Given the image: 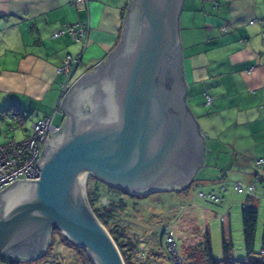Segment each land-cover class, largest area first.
<instances>
[{
	"label": "water",
	"instance_id": "1",
	"mask_svg": "<svg viewBox=\"0 0 264 264\" xmlns=\"http://www.w3.org/2000/svg\"><path fill=\"white\" fill-rule=\"evenodd\" d=\"M183 1L129 0L116 46L63 92V119L45 139L39 178L0 191V256L37 260L56 228L93 264H125L90 208L88 175L130 195L193 182L205 138L185 100Z\"/></svg>",
	"mask_w": 264,
	"mask_h": 264
},
{
	"label": "crops",
	"instance_id": "2",
	"mask_svg": "<svg viewBox=\"0 0 264 264\" xmlns=\"http://www.w3.org/2000/svg\"><path fill=\"white\" fill-rule=\"evenodd\" d=\"M128 4L0 0V114L15 105L28 117L34 114L33 122L53 116L54 123L59 116L61 124L59 104L67 76L57 69L67 55L78 57L71 83L103 61L120 40ZM263 21L264 0L183 1L179 35L185 100L205 138L195 175L200 186L256 179L260 186L264 181ZM74 23L89 26L84 49L67 34L52 37L55 30ZM206 95L212 98L209 105ZM252 199L264 208L261 190Z\"/></svg>",
	"mask_w": 264,
	"mask_h": 264
},
{
	"label": "rangeland",
	"instance_id": "3",
	"mask_svg": "<svg viewBox=\"0 0 264 264\" xmlns=\"http://www.w3.org/2000/svg\"><path fill=\"white\" fill-rule=\"evenodd\" d=\"M34 119H36V116L32 114L22 127L14 125L11 130H9V126L7 125V123L10 125L9 122L0 121V143L5 142L11 137L22 139L25 131L30 130ZM54 123L60 124L59 116L55 117ZM196 178H199V176L195 177L193 182H191L185 190L174 189L158 191L143 197L140 195L141 198L139 199L129 198L127 195H123L122 198L123 201L126 202V210L110 220L108 228L114 231L124 228L126 233L123 234V236L125 238L136 237L139 239L137 240L139 241L137 252H139L140 247L145 243V252H147L148 248H153L151 255L154 264H167V262L164 261L165 258H163L164 254H168L166 252L167 247L164 239H160V231L163 229H172L175 239L174 249L178 258L181 259L185 248L184 241L189 238V234L184 230L186 225H182L184 220L187 219L188 223H193L200 231H204L205 228L208 229L213 258L219 261L222 259L220 217L224 213H227L230 221L233 245L230 253L231 257L235 261L243 259L245 250L241 227V208L242 201L247 204L246 199L244 200L245 195L231 192V189L228 188L224 195V202L221 205L213 204L209 200L200 197L199 193H206L215 189L216 186L214 187V185L211 184L200 186L196 182ZM229 185L231 186V183ZM85 186L86 193L87 190L90 191L97 188L100 198L102 199H99V201L101 200L103 203L105 199L110 198L108 186L94 177L88 175ZM262 203H264V200ZM255 205L258 212V221L254 249L256 253H259L262 248L261 239L264 225V208H260V204L256 203ZM183 218L185 219L183 220ZM106 230L108 231L107 228ZM51 240L52 244L48 254L32 262H28L27 264H83V257L76 252L74 248L64 244L58 233H54ZM160 240L162 244H160ZM169 262L170 264H175L173 259ZM0 264L6 263L0 262ZM22 264L26 263L22 262Z\"/></svg>",
	"mask_w": 264,
	"mask_h": 264
},
{
	"label": "trees",
	"instance_id": "4",
	"mask_svg": "<svg viewBox=\"0 0 264 264\" xmlns=\"http://www.w3.org/2000/svg\"><path fill=\"white\" fill-rule=\"evenodd\" d=\"M28 115L26 116L21 110L17 108L15 105H11L7 107L3 112L0 114V120L9 122L10 125L7 123L9 128L11 126H18L22 127L25 121L27 120ZM10 121H9V120ZM31 132V128H30ZM30 134V133H29ZM27 134L26 136H28ZM4 143V142H3ZM189 186V185H188ZM188 186H186L188 188ZM183 188L181 190L186 189ZM110 198L105 199L104 203L101 201L100 194L97 188L94 190H87V199L92 209L93 213L100 221V223L108 229L109 234L113 238L114 242L116 243L122 258L125 264H154L152 261L151 251L153 248L147 249V252L143 258L139 257L138 250V242L139 240L136 237H129L125 238L123 234H125V229L121 228L120 230L114 231L108 228L110 220H112L118 214L124 212L126 210V202L123 201L122 196L127 195L129 198H141L139 196H134L130 194H126L124 191L108 187ZM142 197L145 195H141ZM99 199H101L99 201ZM246 203L242 204L241 208V227H242V236H243V244L245 250V256L243 259L235 261L231 257V250H232V235H231V228H230V221L228 218L227 213L222 215V219L220 220V231H221V252H222V259L216 260L213 258L212 255V248L210 242V234L207 228L204 231H200V229L193 225V223H188L187 219L183 218L184 222L182 225H186L184 230L187 231L188 239L184 241V253L181 256V260L183 264H264V253L262 254L261 251H264V229L262 233V248L259 253L255 252L254 249V241H255V234L257 228V221H258V213L254 206V200L252 197L248 196L246 199ZM194 226V227H193ZM164 230V229H163ZM162 230V231H163ZM160 231V239L163 240V232ZM54 233H58L60 235V239L62 242L76 250L83 258V264H93L92 260L89 258L87 252L82 247H77L69 240L65 239L61 234L60 231L56 228L52 230V236ZM187 237V236H186ZM193 237V239H192ZM160 240V244L161 243ZM52 244V240L50 246ZM145 244V243H144ZM50 246L46 250L45 254H48L50 250ZM162 248V245H161ZM163 252V251H162ZM44 254V255H45ZM43 255V256H44ZM160 255V254H159ZM163 256V255H162ZM165 258V262L170 264V260L172 259L169 255L163 256ZM0 261H3L6 264H22V262L0 257ZM26 264L28 262H25Z\"/></svg>",
	"mask_w": 264,
	"mask_h": 264
},
{
	"label": "built area",
	"instance_id": "5",
	"mask_svg": "<svg viewBox=\"0 0 264 264\" xmlns=\"http://www.w3.org/2000/svg\"><path fill=\"white\" fill-rule=\"evenodd\" d=\"M74 2H83L87 4L91 0H73ZM263 29L262 35L264 36V21L262 22ZM222 27L221 30H225ZM89 26L81 23H74L67 25L64 28L57 29L52 33V37L56 38L63 34H67L72 40L81 42L82 48L86 46V38L88 36ZM79 61L78 57L67 55L61 67L57 69L58 73H64L67 76V81L62 84V91L64 92L71 79L72 67ZM212 98L206 95V104L209 105ZM53 116H44L31 124V132L28 136L22 139L14 137L8 138L4 143H0V191L6 186L16 180H37L40 176V169L38 168L37 161L40 158L41 151L46 137L50 133L56 131L58 126L52 122ZM13 129L11 126L9 130ZM263 160H258V164ZM264 194V181L258 185L256 179L253 183L242 184L240 182H233L231 186L227 183L219 185V187L212 189L206 193L200 192L199 196L209 200L213 204L221 205L225 200V193L228 188L233 192L243 194L245 196L254 197L259 192ZM222 216L220 217V220ZM164 242L167 247L166 252L169 257L173 259L175 264H182L180 258L174 249L175 239L172 229L163 230ZM145 245L143 244L139 250V257L143 258L146 254ZM263 254L264 251H261Z\"/></svg>",
	"mask_w": 264,
	"mask_h": 264
},
{
	"label": "flooded vegetation",
	"instance_id": "6",
	"mask_svg": "<svg viewBox=\"0 0 264 264\" xmlns=\"http://www.w3.org/2000/svg\"><path fill=\"white\" fill-rule=\"evenodd\" d=\"M131 36H132V35H130V41L133 40V38H131ZM174 79H175V78H174V76L172 75V76H171V81H174ZM91 83H92V82H90L89 85H90ZM94 84H95V83H94ZM94 84L90 85V87L94 86ZM177 86L180 87V84H179V85L177 84Z\"/></svg>",
	"mask_w": 264,
	"mask_h": 264
}]
</instances>
